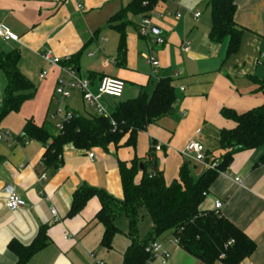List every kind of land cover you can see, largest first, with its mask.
<instances>
[{
	"label": "crops",
	"instance_id": "obj_1",
	"mask_svg": "<svg viewBox=\"0 0 264 264\" xmlns=\"http://www.w3.org/2000/svg\"><path fill=\"white\" fill-rule=\"evenodd\" d=\"M207 1L193 0L185 19L179 7L174 16H166L169 2L159 4L150 14L152 33L147 37L138 34L143 16L129 15L123 25L126 62L120 66L117 57L121 33L110 19L131 1L0 0V21L19 38L0 41V52L18 51L20 71L36 86L32 99L0 120V132L11 135L9 140L0 139V264H16L18 256L9 244L17 241L31 245L41 229L46 231L47 243L24 264H122L131 243L128 218L116 220L120 231L107 249L101 244L104 227L96 220L100 199L91 198L80 213L69 216L74 192L87 185L122 198L119 164L135 158L142 165L136 183L145 172L152 174L158 169L171 184L187 161L198 177L209 167L182 153L187 143L200 141L209 157H220V132L236 126L222 115V110L241 114L264 104L260 83L264 80V59L262 64L256 63L260 52H264V0H235V21L245 31L239 52L229 58L228 39L222 43L209 39L212 24ZM202 2L205 11L199 10ZM78 3L82 8L77 7ZM204 15L206 29L201 33ZM157 37L164 43H156ZM187 43L190 49L184 51ZM46 50L60 58L77 60L76 70L90 79L95 96H99L103 76L122 79L125 87L121 98L99 97L111 113L119 102L141 93L150 96L161 78H171L176 94L173 114L140 132L135 147L112 144L107 149H81L68 143L59 165H46L44 154L52 140L24 137L28 121L40 127L53 124L49 114L57 106L55 88L63 72L42 57ZM151 53L160 63L157 69L145 60ZM42 72L46 73L43 79L39 77ZM6 85V76L0 71V105ZM62 102L74 113L97 114L77 90ZM155 145L161 149L155 150ZM42 175L45 177L40 179ZM237 177L241 184L236 182ZM11 193L24 201L15 212L5 206ZM216 201L223 204L219 212L256 244L254 253L240 264H264V146L237 152L210 187L201 209L214 210ZM140 213L138 235L145 238L153 223L144 209ZM173 240L171 233L160 236L157 241L167 248L170 257L166 263L155 259L149 264H206Z\"/></svg>",
	"mask_w": 264,
	"mask_h": 264
},
{
	"label": "trees",
	"instance_id": "obj_2",
	"mask_svg": "<svg viewBox=\"0 0 264 264\" xmlns=\"http://www.w3.org/2000/svg\"><path fill=\"white\" fill-rule=\"evenodd\" d=\"M168 1L132 0L111 17L110 24L121 33L118 65L126 62L123 25L128 22L129 15L150 16L159 4ZM207 3L211 8L212 24L209 39L212 43H222L228 39L226 58H229L239 52L245 31L235 21L236 2L208 0ZM19 60L20 54L16 50L0 52V71L7 79L0 105V120L11 112L19 111L35 92L32 81L20 71ZM65 65L77 68V60ZM260 83L264 87V80ZM175 103L172 79L164 77L156 83L150 96L141 93L136 98L121 101L109 115L74 113L59 131L52 123L40 127L28 121L24 127V137L43 141L51 139L52 143L44 154V163L56 167L60 163L63 147L68 143L81 149H107L112 144L135 147L138 134L168 116L174 110ZM222 115L233 120L236 126L220 132L219 144L223 154L211 158L218 161L215 167H209L196 177L191 162L187 161L171 184L166 183L163 172L158 169L152 174L145 172L141 181L136 183L139 160L135 158L130 163L122 161L119 171L123 197L116 198L105 190L83 186L73 194L69 216L77 215L91 198L98 197L101 208L96 220L104 227L101 244L107 249L112 247L114 236L120 231L116 220L119 217L128 218L131 243L122 264H149L153 259L147 251L148 245L166 233H171L173 238L178 239L181 248L206 264H240L254 253L255 242L219 211L202 210L201 205L219 173L228 168L237 152L264 146V104L241 114L225 108ZM141 209L147 212L153 223L151 232L145 238L138 235ZM46 243V231L41 229L31 245L12 241L9 247L18 256L16 264H24Z\"/></svg>",
	"mask_w": 264,
	"mask_h": 264
},
{
	"label": "built area",
	"instance_id": "obj_3",
	"mask_svg": "<svg viewBox=\"0 0 264 264\" xmlns=\"http://www.w3.org/2000/svg\"><path fill=\"white\" fill-rule=\"evenodd\" d=\"M78 8H82V4H77ZM200 13H196L195 16L198 17ZM180 16V13L177 14V17ZM152 33V18L151 16L143 17L141 22L139 23V34L143 37H147ZM19 38L16 34H14L11 29L0 21V41H8L13 40L17 41ZM156 43L163 44L164 40L162 38L157 37ZM190 47L187 43L183 46L184 51H189ZM42 57L49 62L51 65L60 68L63 72V76L58 80V83L55 88V97L58 99L56 108L50 112L49 118L53 122L55 128L59 131L64 127V123L70 120L74 112L68 107H64L62 105V100L69 98L71 93L75 90L81 92L83 101L88 104L97 114L99 115H109L102 104L99 102V97L102 95L112 97V98H121L124 92L125 82L122 79L103 76L99 83V96H95L91 90V81L86 77H82L77 72L76 68L70 65H65L70 61V58H60L53 54L51 50H46L42 53ZM264 59V52H260L257 64H262V60ZM147 61L150 63L154 69H157L160 66V63L153 54H149L147 56ZM45 72L40 74V78L43 79L45 77ZM0 139L9 140L11 139V135L9 132L2 133L0 132ZM154 149L159 151L161 149L160 145H155ZM182 153L190 160H194L197 162L206 163L208 167H215L217 164V160L211 159L206 152L205 146L196 140H192L187 143ZM90 158L94 157L93 153L89 154ZM45 175L40 176V179H43ZM236 182L241 184L240 178L235 179ZM24 201L21 196L16 193H11L6 199L5 206L12 212L18 210ZM221 201H216L215 210L219 211L222 207ZM55 213V210H52ZM178 244V239L173 240ZM147 251L150 252L153 260H159L162 263H166L170 257V254L167 248L161 242L155 241L148 245ZM98 264H104L103 262H99Z\"/></svg>",
	"mask_w": 264,
	"mask_h": 264
},
{
	"label": "rangeland",
	"instance_id": "obj_4",
	"mask_svg": "<svg viewBox=\"0 0 264 264\" xmlns=\"http://www.w3.org/2000/svg\"><path fill=\"white\" fill-rule=\"evenodd\" d=\"M129 1H132V0H128V2ZM196 1V0H195ZM128 2H126V3H128ZM169 2V8H168V10H166V12L165 13H167V15L166 16H171V15H173L174 16V10H175V8H177V7H179L181 10H183L182 12H183V15H182V17L181 18H183V19H185V18H187L188 17V15H187V11H189V9L191 8L190 6H191V3L193 2V0H169L168 1ZM198 3H200V0H198ZM119 5H121V4H119ZM119 7V6H118ZM121 7V6H120ZM117 9H120V8H117ZM199 10L200 11H205V3H203L202 2V5H201V7H199ZM157 14V13H156ZM168 14H170V15H168ZM206 16L207 15H204V17H203V19H202V25H200V32L202 33V31L203 30H205L206 29V25H204V23H206ZM157 18V17H156ZM138 34H139V31H138ZM140 35V34H139ZM141 36V35H140ZM146 62L148 63V61H147V55H146ZM36 87V86H35ZM34 97V96H33ZM32 99V98H31ZM34 99V98H33ZM64 102V101H63ZM63 102H62V105H63V108L65 107V104H63ZM65 103V102H64ZM54 105H56V104H54ZM106 110V112L108 113V114H110L111 112L109 111V110H107V109H105Z\"/></svg>",
	"mask_w": 264,
	"mask_h": 264
},
{
	"label": "water",
	"instance_id": "obj_5",
	"mask_svg": "<svg viewBox=\"0 0 264 264\" xmlns=\"http://www.w3.org/2000/svg\"><path fill=\"white\" fill-rule=\"evenodd\" d=\"M170 114H173V111H171ZM140 167L142 168V165Z\"/></svg>",
	"mask_w": 264,
	"mask_h": 264
}]
</instances>
